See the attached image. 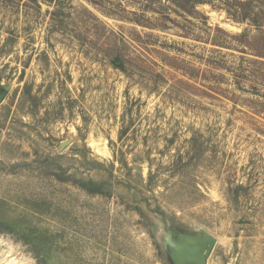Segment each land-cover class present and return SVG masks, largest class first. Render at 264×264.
<instances>
[{"label": "rangeland", "instance_id": "rangeland-1", "mask_svg": "<svg viewBox=\"0 0 264 264\" xmlns=\"http://www.w3.org/2000/svg\"><path fill=\"white\" fill-rule=\"evenodd\" d=\"M2 86L0 264H264V0H0Z\"/></svg>", "mask_w": 264, "mask_h": 264}, {"label": "water", "instance_id": "water-1", "mask_svg": "<svg viewBox=\"0 0 264 264\" xmlns=\"http://www.w3.org/2000/svg\"><path fill=\"white\" fill-rule=\"evenodd\" d=\"M9 86L0 87V104L9 92ZM69 141L61 144L66 148ZM216 239L205 232L188 234L174 230V237L165 245L170 264H207Z\"/></svg>", "mask_w": 264, "mask_h": 264}, {"label": "trees", "instance_id": "trees-1", "mask_svg": "<svg viewBox=\"0 0 264 264\" xmlns=\"http://www.w3.org/2000/svg\"><path fill=\"white\" fill-rule=\"evenodd\" d=\"M46 1H51V0H46ZM249 6V5H248ZM241 19H246V16H241ZM112 65L114 68L116 69H120L123 71L124 69V65H123V60L120 56H117L115 57L113 60H112Z\"/></svg>", "mask_w": 264, "mask_h": 264}]
</instances>
